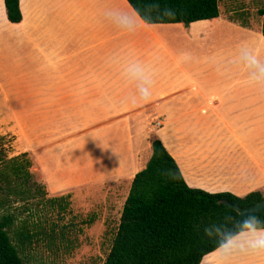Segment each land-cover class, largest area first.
I'll return each instance as SVG.
<instances>
[{
	"label": "crops",
	"instance_id": "obj_1",
	"mask_svg": "<svg viewBox=\"0 0 264 264\" xmlns=\"http://www.w3.org/2000/svg\"><path fill=\"white\" fill-rule=\"evenodd\" d=\"M20 10L23 19L13 24L0 0V64L22 66V85L39 88L43 118L54 104L50 114L59 119L108 120L68 140L84 161L72 165L94 174L87 181L80 170L67 175L56 151L46 163L49 189L122 180L131 186L152 155L137 149L135 123L142 122L134 120H145L151 136L148 121L166 119L169 134L149 138L148 149L160 139L191 188L237 197L264 192V87L249 81L264 68L245 58L246 50H254L264 63L262 25L222 14L189 26L149 25L127 0H20ZM138 62L152 73L148 101L137 97L129 78ZM210 257L201 264H215ZM261 257L254 264H264Z\"/></svg>",
	"mask_w": 264,
	"mask_h": 264
},
{
	"label": "rangeland",
	"instance_id": "obj_2",
	"mask_svg": "<svg viewBox=\"0 0 264 264\" xmlns=\"http://www.w3.org/2000/svg\"><path fill=\"white\" fill-rule=\"evenodd\" d=\"M261 9L264 10V0H220L222 15H231L255 28L262 25ZM0 67H9L5 72L0 70V221L3 217L13 218L9 234L13 244L19 248L24 264H103L117 232L130 185L125 180L116 184L85 182L81 186L52 191L46 179V171L51 169L46 163L51 159L49 155L57 151L54 159L64 164L62 170H67V175L69 170L75 173L80 170L77 172L80 179L87 181L94 173L83 169L84 166L72 165L70 161H84L81 160L82 152L73 147L74 144L67 147L68 140L81 139L108 120L59 119L50 114L54 112V104L48 118H43L35 96L39 88L22 85V66L16 64L13 67L12 61L9 65L5 60ZM12 81L16 84L3 85ZM134 121L142 122L135 123L134 142L137 149L143 150L149 158L152 152L148 149L149 138L158 134L163 139V135L169 134L167 120L150 119L151 136L143 127L145 120ZM159 122L161 127L157 126ZM72 123H75L73 127ZM83 143L88 151L90 144L86 140ZM22 154H27L25 159L32 163V181L40 184L46 193H24L16 185L9 167L13 159ZM5 172L12 175L11 186L2 180ZM27 231L33 235L31 244L26 243V247L21 248L20 235ZM248 239L250 236L245 232L236 237L233 245L243 244ZM225 251L221 248L212 253L210 260L215 264H254L262 259V254H248L245 250L238 249L231 255H225Z\"/></svg>",
	"mask_w": 264,
	"mask_h": 264
},
{
	"label": "trees",
	"instance_id": "obj_3",
	"mask_svg": "<svg viewBox=\"0 0 264 264\" xmlns=\"http://www.w3.org/2000/svg\"><path fill=\"white\" fill-rule=\"evenodd\" d=\"M4 2L8 20L13 24L21 23L20 0ZM127 2L149 25L183 23L189 26L194 22L216 19L221 14L220 0ZM153 2L159 3L161 10L172 9L174 15L165 16L145 7ZM259 14L264 35V10H259ZM26 156H17L9 167L16 185L24 193H46L40 184L32 181V163L25 159ZM11 174L5 172L2 175V180L10 186ZM263 199L264 192L260 191L237 197L227 192L209 193L191 188L176 160L163 142L155 138L149 161L132 180L117 232L103 264H201L205 257L216 252L226 239V233L236 236L237 232H247L237 225L238 212L222 201L247 207ZM55 200L51 202L55 203ZM254 215L264 220V214ZM13 222L11 217H3L0 221V264H24L19 248L13 244L9 234ZM206 228L209 229L208 236L204 235ZM20 236L21 248H25L26 243L31 244L33 235L28 231Z\"/></svg>",
	"mask_w": 264,
	"mask_h": 264
},
{
	"label": "clouds",
	"instance_id": "obj_4",
	"mask_svg": "<svg viewBox=\"0 0 264 264\" xmlns=\"http://www.w3.org/2000/svg\"><path fill=\"white\" fill-rule=\"evenodd\" d=\"M145 7L152 10L160 11L162 15L172 16L174 12L170 8H163L157 2L146 4ZM183 58H187L188 54H182ZM246 62L249 66H255L257 68H264V63L261 62L259 56L255 53L254 50H246L245 52ZM135 69L131 73L129 78L133 80L136 85V94L140 100L148 101L152 95V88L154 86V81L152 78V73L143 63H136L132 65ZM251 83L264 87V72H261L258 76H253L249 80ZM169 175H172L169 173ZM241 229H246L247 233L250 236L245 243L240 245H233V241L236 237L242 235V232H237L236 236H233L232 233H226V239L221 243L216 251H219L221 248L226 249L225 255H231L234 251L240 249L245 250L248 254L260 255L264 254V220H261L256 215H250L245 217L239 222ZM205 236L209 235V229H205Z\"/></svg>",
	"mask_w": 264,
	"mask_h": 264
},
{
	"label": "water",
	"instance_id": "obj_5",
	"mask_svg": "<svg viewBox=\"0 0 264 264\" xmlns=\"http://www.w3.org/2000/svg\"><path fill=\"white\" fill-rule=\"evenodd\" d=\"M222 203L238 212L237 225H239V222L241 220H243L245 217L251 214H264V199L258 202L257 204L250 205L247 207H240L237 205H233L228 200H223Z\"/></svg>",
	"mask_w": 264,
	"mask_h": 264
},
{
	"label": "built area",
	"instance_id": "obj_6",
	"mask_svg": "<svg viewBox=\"0 0 264 264\" xmlns=\"http://www.w3.org/2000/svg\"><path fill=\"white\" fill-rule=\"evenodd\" d=\"M161 124H162V123L159 122V123L157 124V126H158V127H161Z\"/></svg>",
	"mask_w": 264,
	"mask_h": 264
}]
</instances>
